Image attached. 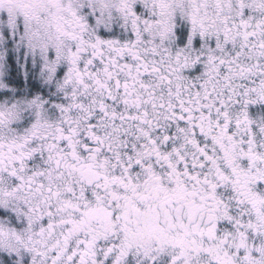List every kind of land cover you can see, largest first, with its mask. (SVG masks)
Masks as SVG:
<instances>
[{
	"label": "snow or ice",
	"instance_id": "obj_1",
	"mask_svg": "<svg viewBox=\"0 0 264 264\" xmlns=\"http://www.w3.org/2000/svg\"><path fill=\"white\" fill-rule=\"evenodd\" d=\"M0 264H264V0H0Z\"/></svg>",
	"mask_w": 264,
	"mask_h": 264
}]
</instances>
